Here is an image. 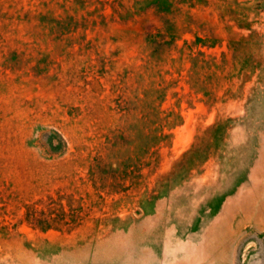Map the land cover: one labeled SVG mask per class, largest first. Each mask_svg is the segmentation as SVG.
Returning a JSON list of instances; mask_svg holds the SVG:
<instances>
[{
	"label": "rangeland",
	"instance_id": "obj_1",
	"mask_svg": "<svg viewBox=\"0 0 264 264\" xmlns=\"http://www.w3.org/2000/svg\"><path fill=\"white\" fill-rule=\"evenodd\" d=\"M0 264H264V0H0Z\"/></svg>",
	"mask_w": 264,
	"mask_h": 264
}]
</instances>
